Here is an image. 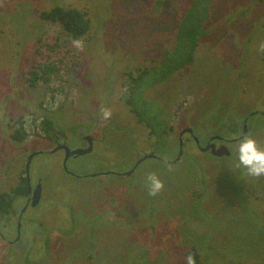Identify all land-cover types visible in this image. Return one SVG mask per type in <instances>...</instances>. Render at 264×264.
Listing matches in <instances>:
<instances>
[{"label": "rangeland", "instance_id": "obj_1", "mask_svg": "<svg viewBox=\"0 0 264 264\" xmlns=\"http://www.w3.org/2000/svg\"><path fill=\"white\" fill-rule=\"evenodd\" d=\"M190 3L0 0V190L20 183L33 153L93 139L92 153L67 162L78 178L63 169L61 151L33 158L30 181L41 182L43 204L27 213L47 229L33 226L15 246L0 239V264H175L192 248L201 264H264V176L238 166L240 140L222 158L190 142L177 163H167L178 156L185 129L205 147L215 135L241 136L246 118V136L264 148V0H215L194 63L145 90L166 121V152L125 102L127 73L173 48ZM54 6L87 14L91 30L82 48L40 17ZM44 63L54 66L50 81L32 86L30 72ZM20 118L28 134L21 141L12 136ZM45 118L54 124L50 133ZM150 153L166 162L150 158L126 174ZM153 173L164 188L149 196ZM23 205L15 203L16 215ZM14 217L2 230L10 239Z\"/></svg>", "mask_w": 264, "mask_h": 264}, {"label": "trees", "instance_id": "obj_2", "mask_svg": "<svg viewBox=\"0 0 264 264\" xmlns=\"http://www.w3.org/2000/svg\"><path fill=\"white\" fill-rule=\"evenodd\" d=\"M215 0H191V3L179 21L174 39V46L167 50L162 58L151 66L138 69L136 73L128 72V93L125 97L126 105L135 115L139 123L146 126L156 137V145L164 153L169 148L165 143L166 121L156 101H148L144 92L150 87L170 79L175 74L192 65L199 41L206 33V23L210 19L211 7ZM40 17L51 23L58 24L68 41L82 40L91 30V21L87 14L76 8L54 6L40 12ZM264 63V51L262 52ZM54 66L40 64L30 72V83L35 86L38 82H49ZM19 128L12 135L14 139L24 140L27 132L24 128L25 119L18 120ZM45 132L55 130L51 120L43 121ZM28 194L27 178H21L20 183L10 192L0 190V213L9 214L13 210L15 197H24ZM192 255L195 264H201V255L196 248L186 254ZM175 264H186L185 261Z\"/></svg>", "mask_w": 264, "mask_h": 264}, {"label": "flooded vegetation", "instance_id": "obj_3", "mask_svg": "<svg viewBox=\"0 0 264 264\" xmlns=\"http://www.w3.org/2000/svg\"><path fill=\"white\" fill-rule=\"evenodd\" d=\"M256 114H258V112H256L255 114L253 115H250L251 117L255 116ZM250 117V118H251ZM247 118L244 120V124H243V132L241 134V136L239 137H235L233 139H228L226 137H224L223 135H215V136H212L210 137V139L206 142V146H209V149H208V152L211 153V150H212V145L215 147V149H218L220 148L221 146H226L228 148V150L230 151V155H231V150L230 148L228 147V144H232V143H235L241 139H243L244 137H242L244 131H246V135H247V132L248 130L250 129V127L247 125ZM187 130L186 132H184V134L181 135V133L183 132H180L179 134V153H180V150H182V155L185 154L184 153V148L185 146L190 143V142H194L195 145L198 146V148H204L201 146V141L200 139L195 135L194 133V130H193V133L191 132H188V129H185ZM185 134H189L192 138H184V135ZM245 135V136H246ZM88 136V135H87ZM87 136H84L83 139L86 141L87 143V146L85 147H80V148H70L72 151L73 150H77V149H86L89 147L90 143H92V151H93V139L91 137H87ZM216 136H220L221 139H216V140H211V138L213 137H216ZM76 137V136H75ZM63 145H66V144H61L57 147H55L54 149L58 148V147H61ZM67 146V145H66ZM53 149V150H54ZM53 150L51 151H39V152H35L37 153L35 156H37L38 154H42V153H53ZM63 152L64 153V158H65V150L64 149H59L57 150L56 152ZM92 151L90 153H92ZM207 152V151H206ZM88 153V154H90ZM178 153V155H179ZM34 154V153H33ZM32 154V155H33ZM88 154H85V155H88ZM70 157H69V160L67 162H69L70 160H75V159H78L77 157H75L74 154L72 153H69ZM157 155V154H156ZM181 155V157H182ZM229 155V156H230ZM31 156V155H30ZM30 156L28 158V161L27 163L29 162V159H30ZM34 156V157H35ZM158 156V155H157ZM214 156V155H213ZM229 156H225V157H229ZM33 157V158H34ZM79 157V156H78ZM144 157V156H143ZM160 157V156H159ZM178 157V156H177ZM176 157V158H177ZM216 157V156H215ZM162 158V157H161ZM175 158V159H176ZM216 158H222V157H216ZM141 159V158H140ZM157 159V158H156ZM174 159V160H175ZM33 160V159H32ZM159 161H164L166 162V160H164L163 158L162 159H158ZM64 161V160H63ZM173 161V160H172ZM32 162V161H31ZM138 162V161H137ZM136 162V164H137ZM144 162V161H143ZM141 162V163H143ZM140 163V164H141ZM169 163V162H167ZM177 163V162H175ZM136 164H134V171H136V169L140 166V164H138V166H136ZM169 164H174V163H169ZM27 166V164H26ZM64 169V168H63ZM66 173H68L70 176H75L78 178V176L76 174H73L71 173L70 171H65ZM106 172V171H105ZM132 172V173H133ZM93 174V173H92ZM90 174V175H92ZM95 174V173H94ZM128 175H130L131 173H126ZM88 174V176H90ZM26 178H27V173H26ZM30 177V175H29ZM41 184V182L39 181V183H37L35 186H32L31 185V181H30V178L28 179L27 178V186H28V194L24 197H15L14 198V201H13V210L9 213V214H4V213H0V223L2 222V228L0 227V239L1 241H3V243L7 244V246H15L17 244H19V242L22 240V238L24 237L25 234H32L33 235V230H32V227L33 226H36L37 228H39L40 230H42L43 232L46 231V227L44 225V223H41V222H38L35 220V217H32V216H29V214L27 213L30 209H32L33 211H36L37 209H39L41 207V205L43 204V200H42V197H34V191L36 190L37 186ZM24 201V205L22 206V208L20 209L19 213L16 215L14 212L16 211L15 209V203H17L18 201ZM34 203V204H33ZM38 207V208H37ZM12 216H16L14 217V219L16 220V224H15V228H14V231H15V235L16 237L13 238V239H10L8 235H6L2 230H10L9 227H11L13 225V223H10L9 219L12 217Z\"/></svg>", "mask_w": 264, "mask_h": 264}, {"label": "clouds", "instance_id": "obj_4", "mask_svg": "<svg viewBox=\"0 0 264 264\" xmlns=\"http://www.w3.org/2000/svg\"><path fill=\"white\" fill-rule=\"evenodd\" d=\"M74 47L82 48V41L76 40L73 42ZM260 50L264 51V44L260 45ZM102 118L109 120L112 117L110 109H101ZM238 166L246 169L247 174L251 177L259 178L264 176V148L260 147L257 140L251 136H245L239 141L237 149ZM164 188V182L154 173L147 177V189L149 196L158 195ZM186 264H195V259L192 255L186 257Z\"/></svg>", "mask_w": 264, "mask_h": 264}, {"label": "water", "instance_id": "obj_5", "mask_svg": "<svg viewBox=\"0 0 264 264\" xmlns=\"http://www.w3.org/2000/svg\"><path fill=\"white\" fill-rule=\"evenodd\" d=\"M186 131L187 130H184L181 133V135L184 134V132H186ZM188 132L193 133V129L189 128L188 129ZM245 135H246V131H244L242 137H245ZM87 137H90V136H87ZM216 139H221V137L220 136H216V137L211 138V140H216ZM59 149H64L65 152H66L65 158H64V161H63V168H64L65 171H69L68 170V167H67V161L69 160V157H70L69 153L74 154L75 157L83 156L85 154H88V153H90L92 151V143H90L89 147L86 148V149H77V150H73V151L68 146L63 145L61 147H58V148L54 149L53 152H56ZM208 149H209V146H206L204 148H201V150L204 151V152L208 151ZM182 152L183 151L180 150V153H179L178 157L175 160H173V161H167V162H169V163H175V162L179 161L180 158H181ZM36 154L37 153H34L33 155L30 156L29 162L27 163V166H26V173H27V178L28 179L30 178L29 177V172H30L31 161H32L33 157ZM211 154L214 155V156H216V157H224V156H229L230 155V151L228 150V148L226 146H221L220 148L215 149V147L212 145ZM150 158L162 159L161 157L157 156L156 154L150 153V154L145 155L141 159H139L138 162H137V164H136V166H138V164H140L144 160H147V159H150ZM133 171L134 170H132V171H130L128 173H132ZM90 176L93 177V176H95V174H92ZM41 195H42V185L39 184L37 186L36 190L34 191V197H38L39 198V197H41Z\"/></svg>", "mask_w": 264, "mask_h": 264}]
</instances>
